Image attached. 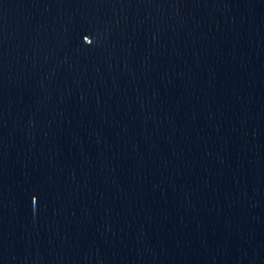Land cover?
<instances>
[{"label": "water", "instance_id": "1", "mask_svg": "<svg viewBox=\"0 0 264 264\" xmlns=\"http://www.w3.org/2000/svg\"><path fill=\"white\" fill-rule=\"evenodd\" d=\"M0 264H264V0H0Z\"/></svg>", "mask_w": 264, "mask_h": 264}]
</instances>
